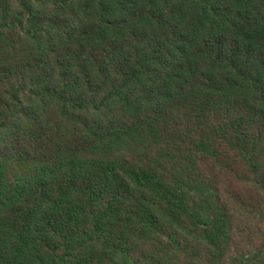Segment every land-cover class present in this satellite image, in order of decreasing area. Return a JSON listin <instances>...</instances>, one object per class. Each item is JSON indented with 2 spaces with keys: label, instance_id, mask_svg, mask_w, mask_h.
Returning a JSON list of instances; mask_svg holds the SVG:
<instances>
[{
  "label": "trees",
  "instance_id": "16d2710c",
  "mask_svg": "<svg viewBox=\"0 0 264 264\" xmlns=\"http://www.w3.org/2000/svg\"><path fill=\"white\" fill-rule=\"evenodd\" d=\"M217 170L264 208V0H0V264H264Z\"/></svg>",
  "mask_w": 264,
  "mask_h": 264
},
{
  "label": "rangeland",
  "instance_id": "374dc122",
  "mask_svg": "<svg viewBox=\"0 0 264 264\" xmlns=\"http://www.w3.org/2000/svg\"><path fill=\"white\" fill-rule=\"evenodd\" d=\"M219 175V197L233 220L234 250L260 245L264 238V208L262 198L249 186L241 184L234 174Z\"/></svg>",
  "mask_w": 264,
  "mask_h": 264
}]
</instances>
